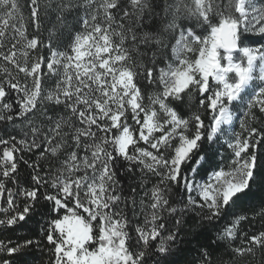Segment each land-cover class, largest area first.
Masks as SVG:
<instances>
[{"label":"snow or ice","instance_id":"1","mask_svg":"<svg viewBox=\"0 0 264 264\" xmlns=\"http://www.w3.org/2000/svg\"><path fill=\"white\" fill-rule=\"evenodd\" d=\"M258 254L264 0H0V264Z\"/></svg>","mask_w":264,"mask_h":264},{"label":"trees","instance_id":"2","mask_svg":"<svg viewBox=\"0 0 264 264\" xmlns=\"http://www.w3.org/2000/svg\"><path fill=\"white\" fill-rule=\"evenodd\" d=\"M29 31H31V29H29ZM45 36H47V32L42 30L41 38H44ZM253 224H254L255 230H260L261 229L262 222H261V220L259 218H257L253 222ZM45 259H47V257H45ZM258 259L264 261V258L259 257V254H258Z\"/></svg>","mask_w":264,"mask_h":264}]
</instances>
